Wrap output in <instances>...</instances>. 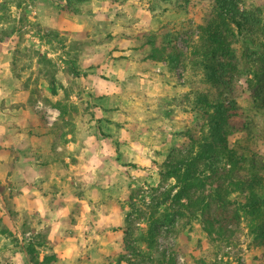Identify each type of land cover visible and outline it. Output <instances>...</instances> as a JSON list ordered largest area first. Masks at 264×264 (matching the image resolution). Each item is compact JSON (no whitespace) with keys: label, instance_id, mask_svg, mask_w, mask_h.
I'll list each match as a JSON object with an SVG mask.
<instances>
[{"label":"rangeland","instance_id":"obj_1","mask_svg":"<svg viewBox=\"0 0 264 264\" xmlns=\"http://www.w3.org/2000/svg\"><path fill=\"white\" fill-rule=\"evenodd\" d=\"M217 1L187 0L154 14L150 0H88L78 13L63 1L0 0V108L5 95L8 104L26 102L59 139L58 151L70 150L76 168L65 185L80 197L82 188L99 190L98 202H77L71 223L102 206L107 216L70 226L77 240L60 241L57 253L45 226L17 207L18 182L0 178V264H264V245L250 232V179L239 167L232 175L225 158L204 155L208 106L198 97L206 87L203 55L216 34L236 103L224 126L228 144L246 155L244 164L250 152L263 156L264 106L254 89L264 67V0H236L235 9ZM148 36L171 38L181 54L175 68L138 60ZM47 109L57 113L52 123ZM165 163L192 175L181 198L175 194L187 183L169 177ZM216 184L235 218L209 231L201 210L188 206L203 194L207 200ZM255 188L264 196V183ZM125 235L132 252L122 251ZM64 249L67 257L59 256Z\"/></svg>","mask_w":264,"mask_h":264},{"label":"trees","instance_id":"obj_2","mask_svg":"<svg viewBox=\"0 0 264 264\" xmlns=\"http://www.w3.org/2000/svg\"><path fill=\"white\" fill-rule=\"evenodd\" d=\"M57 1L64 2V9L78 13L83 11V8L86 7L83 5L88 0ZM186 1L187 0H150L148 10L155 14L156 12L177 8ZM216 3L223 8L235 9L236 0H218ZM1 39L0 37V40ZM210 39L211 44L203 55L205 67L203 76L206 87L200 92L198 97L199 100L208 106L204 114L207 117L211 139H204V142L201 144V150L204 155L209 158V161L215 160L217 162L221 160V158L228 160L232 164L231 171L235 169V167L245 169V173L250 179L247 183V189L250 191V194L246 204L249 207L248 212L251 215L250 232L253 234V239L257 244L264 245V196H258L255 188L264 183L262 176V173H264V152L261 158L254 156V154L250 152V156H253V159L248 164H244L247 160L246 155L241 154L239 156L235 149L231 148L228 144L224 126L230 121V115L234 114L236 104L231 96V92H229L231 71L228 68L229 62L220 57L221 53L224 52V41L222 37L212 34ZM146 44L149 48L138 60L147 65L165 61L170 70L176 67L181 54L172 43L171 38L159 43L155 36H148ZM254 92L259 103L264 106V67L258 75ZM165 165L166 167L168 166L166 163ZM167 169L169 177L175 178L178 182L184 181L187 183V186L185 185L184 188H179L175 194L177 198H181L182 193L191 189L189 186L191 185L190 179L192 175L188 172V169L185 170V172H181V168L173 165L168 166ZM232 175H235L234 171H232ZM234 184L239 189L242 182H235ZM204 197L203 194L193 200V202H190L188 209L198 207L197 209L201 210L202 219L208 225L207 229L209 231H211L216 224L221 225L235 218L232 211H228L225 207L224 193L219 184H216L214 191L207 200H204ZM213 205H215V212L212 214L210 209H212ZM150 235L151 237L155 235L152 229L150 230ZM122 251H134L127 235L123 238ZM45 260H47V258H45ZM33 264H41V262L34 261ZM195 264H203V261L196 260Z\"/></svg>","mask_w":264,"mask_h":264},{"label":"crops","instance_id":"obj_3","mask_svg":"<svg viewBox=\"0 0 264 264\" xmlns=\"http://www.w3.org/2000/svg\"><path fill=\"white\" fill-rule=\"evenodd\" d=\"M8 99L11 98L5 95L4 107L0 108V178L18 182L17 207L29 215L34 214L38 225L45 226L50 237L57 242L54 251L58 253L60 241L77 240L75 234L71 235L70 226L76 230L81 223H89V219L105 222L107 216L101 215L105 206L97 208V214L84 211L88 219L71 223L70 214L77 202H84L86 197L93 199L91 202H98L99 190L82 188L84 192L80 197L74 188H68L66 180L71 178L76 168L70 162V150L64 155L58 151L62 148L59 139L45 130L36 112L26 102L19 98L12 100L19 105L8 104ZM66 137L67 147L73 149L75 141L70 138V132ZM68 251L64 249L58 255L67 257Z\"/></svg>","mask_w":264,"mask_h":264},{"label":"built area","instance_id":"obj_4","mask_svg":"<svg viewBox=\"0 0 264 264\" xmlns=\"http://www.w3.org/2000/svg\"><path fill=\"white\" fill-rule=\"evenodd\" d=\"M57 113L52 109H47V120L49 123H52L56 119Z\"/></svg>","mask_w":264,"mask_h":264}]
</instances>
